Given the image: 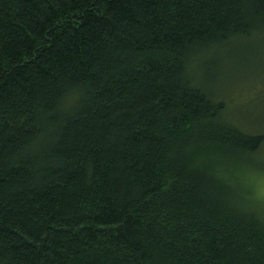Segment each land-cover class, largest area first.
I'll return each mask as SVG.
<instances>
[{
	"label": "trees",
	"instance_id": "16d2710c",
	"mask_svg": "<svg viewBox=\"0 0 264 264\" xmlns=\"http://www.w3.org/2000/svg\"><path fill=\"white\" fill-rule=\"evenodd\" d=\"M256 33L264 0H0V264H264V135L196 78Z\"/></svg>",
	"mask_w": 264,
	"mask_h": 264
},
{
	"label": "rangeland",
	"instance_id": "374dc122",
	"mask_svg": "<svg viewBox=\"0 0 264 264\" xmlns=\"http://www.w3.org/2000/svg\"><path fill=\"white\" fill-rule=\"evenodd\" d=\"M196 71V78L224 99L232 123L245 132L264 135L263 35L234 38L222 48L211 49L198 60ZM261 143L256 154L241 159L239 172L233 175L235 186L264 215V203L256 193L264 178V139Z\"/></svg>",
	"mask_w": 264,
	"mask_h": 264
},
{
	"label": "snow or ice",
	"instance_id": "6c2138e0",
	"mask_svg": "<svg viewBox=\"0 0 264 264\" xmlns=\"http://www.w3.org/2000/svg\"><path fill=\"white\" fill-rule=\"evenodd\" d=\"M256 193L260 201L264 203V178L261 179V182L256 189Z\"/></svg>",
	"mask_w": 264,
	"mask_h": 264
}]
</instances>
